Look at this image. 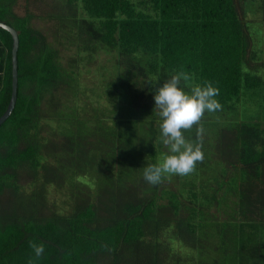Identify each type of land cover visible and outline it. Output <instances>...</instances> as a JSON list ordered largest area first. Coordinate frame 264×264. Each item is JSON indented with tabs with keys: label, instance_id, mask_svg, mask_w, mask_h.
Here are the masks:
<instances>
[{
	"label": "trees",
	"instance_id": "1",
	"mask_svg": "<svg viewBox=\"0 0 264 264\" xmlns=\"http://www.w3.org/2000/svg\"><path fill=\"white\" fill-rule=\"evenodd\" d=\"M250 3L263 23L264 0H0L20 39L18 99L0 127V264H264V123L252 110L264 115V62ZM13 48L0 28V119ZM105 54L113 109L83 88L84 63ZM177 72L189 88L212 83L222 107L200 121L203 161L152 186L144 168L167 153L153 96ZM50 187L70 192V212ZM30 242L45 245L40 258Z\"/></svg>",
	"mask_w": 264,
	"mask_h": 264
},
{
	"label": "clouds",
	"instance_id": "2",
	"mask_svg": "<svg viewBox=\"0 0 264 264\" xmlns=\"http://www.w3.org/2000/svg\"><path fill=\"white\" fill-rule=\"evenodd\" d=\"M190 74L177 72L164 81L154 93L155 110L160 117V139L167 153L156 164L144 168L143 179L152 186L159 185L168 176H186L192 173L198 162L204 159L202 135L204 129L200 121L205 113L221 109L216 97L219 89L212 83L189 88ZM183 81V86H182ZM188 88V90H185ZM197 125L196 141L185 137L184 131ZM36 258L45 252L43 243L30 242ZM33 264V261H29Z\"/></svg>",
	"mask_w": 264,
	"mask_h": 264
},
{
	"label": "rangeland",
	"instance_id": "3",
	"mask_svg": "<svg viewBox=\"0 0 264 264\" xmlns=\"http://www.w3.org/2000/svg\"><path fill=\"white\" fill-rule=\"evenodd\" d=\"M136 2V0H132ZM27 5L24 1H21L18 6L16 7L17 14L24 15L26 12ZM33 9V8H32ZM36 9V8H35ZM33 11L38 12L39 10ZM248 19L250 20L249 26L253 33L254 37V45H255V51L261 52L263 54V62H264V21L261 22L263 19L262 13L257 9V6L255 3H250L248 6ZM49 23L43 22V21H36V26L39 27V29L50 30ZM100 57L95 56L93 59H87L84 63L86 66V71L83 72V88L89 93V96L92 98L91 101H94V106L100 107V108H108L113 109V105L111 102V98L107 92H109V89L106 90L104 88L106 80H109L111 78L110 72L112 70V63H111V57L107 54L103 56L104 61L99 59ZM90 62V65H89ZM100 62V63H99ZM99 64L101 67L108 68V73L104 75L98 74L99 70H103L102 68L94 69L91 73H89L90 68H94ZM110 69V72H109ZM258 75L264 76V67H261L259 69ZM260 104H264L263 100H258ZM256 115L258 116V119L261 121V123H264V115L263 112L257 108L252 109ZM53 126V123H52ZM162 158V156H161ZM49 198L50 203L55 204L61 212L68 213L71 211L72 206V200L70 199V192L67 191H56L54 187L49 188ZM170 244L172 247V250L174 253L179 254L180 256H183L184 259L191 260V257L193 256V252L178 243H176L174 240H170Z\"/></svg>",
	"mask_w": 264,
	"mask_h": 264
},
{
	"label": "water",
	"instance_id": "4",
	"mask_svg": "<svg viewBox=\"0 0 264 264\" xmlns=\"http://www.w3.org/2000/svg\"><path fill=\"white\" fill-rule=\"evenodd\" d=\"M0 28L6 29L9 31L13 38H14V48L12 52V61H13V94H12V100L9 106L8 111L6 114L0 119V127L10 118L12 115L17 99H18V85H19V77H18V52L20 48V39L18 32L12 28L11 26H8L7 24L0 22Z\"/></svg>",
	"mask_w": 264,
	"mask_h": 264
}]
</instances>
